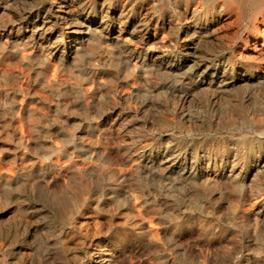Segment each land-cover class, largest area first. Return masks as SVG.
Returning <instances> with one entry per match:
<instances>
[{
    "label": "rangeland",
    "instance_id": "1",
    "mask_svg": "<svg viewBox=\"0 0 264 264\" xmlns=\"http://www.w3.org/2000/svg\"><path fill=\"white\" fill-rule=\"evenodd\" d=\"M10 1L0 264H264V11Z\"/></svg>",
    "mask_w": 264,
    "mask_h": 264
},
{
    "label": "bare ground",
    "instance_id": "2",
    "mask_svg": "<svg viewBox=\"0 0 264 264\" xmlns=\"http://www.w3.org/2000/svg\"><path fill=\"white\" fill-rule=\"evenodd\" d=\"M12 1V0H11ZM7 2L12 4V2ZM14 1V0H13ZM197 1V0H196ZM205 2H209V3H213L216 2L215 4H217V6L219 7L220 11H219V15L220 14H224L226 13L227 15H234L236 16L235 18H240V13H242L243 9L245 7H247L250 11V13L252 14V18L255 16V14L257 12H261V11H264V0H204ZM5 3L3 4L2 3V7L1 9H6L9 7V5ZM14 3V2H13ZM14 5V4H12ZM11 5V6H12ZM213 6H214V3H213ZM66 7V6H65ZM67 8V7H66ZM61 10V9H60ZM57 11V10H56ZM58 12V11H57ZM60 12V11H59ZM40 15V14H39ZM218 16V15H217ZM44 17V16H43ZM45 17H46V14H45ZM259 18V17H258ZM47 19V18H46ZM262 19L264 20V15L262 16ZM260 20V19H259ZM73 21V20H72ZM256 21L255 17L252 19V23L254 24V22ZM261 21V20H260ZM231 22V21H230ZM81 24V23H80ZM73 27V26H72ZM84 27V26H83ZM68 28V27H67ZM254 30L256 29L255 27H252ZM84 29V28H83ZM215 29V28H214ZM70 30V29H69ZM85 30V29H84ZM90 30V29H89ZM262 30V28H261ZM36 31V30H35ZM86 31V30H85ZM71 32V31H70ZM264 32V31H263ZM34 33V32H33ZM209 33V31H208ZM88 34V33H87ZM203 34V33H202ZM220 34V33H219ZM90 36V35H89ZM91 37V36H90ZM85 38V37H84ZM87 38V37H86ZM85 38V39H86ZM201 40V37L200 36H195V38H192V49L194 47H196V45L199 43V41ZM201 42V41H200ZM262 46H264V41H263V44ZM54 47V46H53ZM260 48V47H259ZM261 50V49H260ZM81 51V50H80ZM82 52V51H81ZM78 53V52H77ZM73 54V53H72ZM75 54V53H74ZM150 66V65H149ZM154 67H156L154 65ZM161 70V69H160ZM159 70V71H160ZM170 71V70H169ZM252 79V78H250ZM256 80L258 82H260V80H264V76H261V77H258L256 78ZM228 81V80H227ZM247 81V80H246ZM245 82V81H244ZM226 85H229V86H233V83L231 82H227L226 83V80L225 81H220L217 85V88L218 89H223L224 86ZM241 86H242V83H241ZM226 88V87H225ZM230 88V87H229ZM210 89V88H209ZM157 96V95H156ZM168 96V95H167ZM218 97V96H217ZM184 98V97H183ZM189 98V97H188ZM162 109V108H161ZM245 110V109H244ZM264 167V159L261 160L259 163L255 164V165H250L249 163L246 164V168L248 169H252L255 171L256 168H263ZM261 170V169H260ZM264 171V170H263ZM210 178L208 179V181L210 182ZM215 182V181H214ZM66 207V206H65Z\"/></svg>",
    "mask_w": 264,
    "mask_h": 264
}]
</instances>
